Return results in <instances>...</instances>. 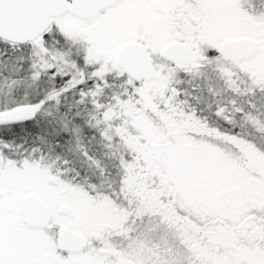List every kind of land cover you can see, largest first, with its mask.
I'll return each instance as SVG.
<instances>
[{
    "label": "snow or ice",
    "instance_id": "6c2138e0",
    "mask_svg": "<svg viewBox=\"0 0 264 264\" xmlns=\"http://www.w3.org/2000/svg\"><path fill=\"white\" fill-rule=\"evenodd\" d=\"M0 264H264V0H0Z\"/></svg>",
    "mask_w": 264,
    "mask_h": 264
}]
</instances>
